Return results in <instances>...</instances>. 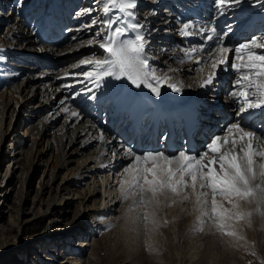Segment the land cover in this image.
Segmentation results:
<instances>
[{
  "label": "rangeland",
  "instance_id": "1",
  "mask_svg": "<svg viewBox=\"0 0 264 264\" xmlns=\"http://www.w3.org/2000/svg\"><path fill=\"white\" fill-rule=\"evenodd\" d=\"M38 1L39 6L33 13L32 6L30 5L31 0H0V102L8 103L2 121V129L7 130V135L4 137L2 145L0 144V224H3V228L0 229V240L1 233H9L11 240L20 242L15 249L11 250V257L15 259L20 257L24 262L27 261L26 264H60L66 256H72L67 264H264V225L260 231L261 233L259 232L258 234L255 228L245 219L234 223L237 237L222 235L216 230L212 222L208 221L207 217L202 216L203 210L208 208L209 205H197L195 196H192L188 201H183L181 196L173 197L172 199L175 200V203H172L171 200L166 201L162 196V198H159V206L150 205L142 208L137 206V204H132L128 207L124 218L113 211L110 213L111 215L109 214V217H106L107 215H94L92 217L86 215V213L90 212L95 213L97 207L100 205L103 207V204H112V202L114 203L115 200L121 198L127 189V185L123 187L116 185V189L109 194V188L106 187V183L108 179L110 181L113 178L111 185L114 186L121 178L124 180L129 178L127 175H123L124 177L121 175L125 167L118 173H116L117 170H113V174L111 172L110 176H106V172L99 173L97 177L89 176L90 174L86 172L85 166L94 163L93 160L89 159L91 155L89 152H93L95 146L90 147L84 155L71 156L70 152L76 145H68L69 137L64 139L63 146V150L66 152V159L60 161L61 149L58 141L61 139L60 128L65 116L63 115L57 120L47 122V119L51 115H54L53 111L58 110L57 106L54 104V109L47 108L40 115H37L35 105L39 101H27V98L35 92L37 93L40 87L38 89L36 86L32 90L30 89L31 87H28L27 90L19 93L12 90L10 85L2 78L8 72L6 64L9 62L20 63V55L26 62L29 60L28 64L37 63L35 65L37 66L35 72L46 69L51 76H57L69 64L71 65V63L77 62L85 56L79 55L76 58L61 63L54 62L59 57L60 51L70 44L71 39L66 42L62 40L66 34L71 29L85 27L87 19H81V16L85 14L81 10L85 0ZM55 1L56 3H54ZM138 1L135 13L139 19L143 18L145 13L155 12L154 14L164 18L163 21L165 20L167 24L164 29L159 31V33L164 31L165 34L162 36L157 35V41L151 40L147 48H145V52L149 55H156L157 48H163L162 54L167 52V50L168 52H173V50L168 48L167 43H171V47L178 45L177 48L179 50L188 49V47L181 49L183 45L179 44V41L175 43L174 38H167L172 37L173 34L182 36L180 29H182L183 23L177 21L176 16L171 17L169 15L171 13L170 8L167 7V2L176 7L175 2L166 0L163 2L161 0L158 6L151 7V0ZM181 1L187 2L186 0ZM90 3L87 6L97 9L93 15L97 17L96 20L101 25L103 22L101 20V11H103L101 0H91ZM109 3L108 6L111 8L109 14L113 16V20H116L119 8L113 6L111 0H109ZM43 5L45 10L50 5L52 7L58 6V16H61L58 19L59 26L54 29V33L58 36V39L56 40L55 37L50 42L55 46L53 47L51 56H49L52 59L44 57L46 55L37 51L42 42L29 43L26 39L22 38L18 39V42L15 40L13 43L12 39L6 37L8 32L18 23L19 19L24 20V29L34 28L36 30L42 22L40 7ZM14 6H21V8L17 7V9ZM26 12L28 14H22ZM31 12L32 14H30ZM165 16H168V18L165 19ZM170 18L172 19L171 25L169 23ZM88 23H91V21L88 20ZM61 29L62 31L60 32ZM150 29L149 34H153V31L157 27L151 24ZM179 40H183V37ZM95 41L99 44L102 42L101 39H96ZM7 45L11 48L13 46L27 51L14 50L16 52H13L9 49L5 50ZM34 54L36 59L33 57ZM169 54L173 55V53ZM173 58L170 59L176 64V60L174 61ZM233 62H235L234 52L229 55V63L221 66L224 70L222 69L218 73L216 80L218 86L223 87L224 83L230 87H237L236 80L232 81L235 75H237L231 68ZM204 64L203 61H201L200 65L193 62L192 70L196 72L195 74H198L199 67H206ZM162 66L165 68L167 64L160 65L161 68H163ZM185 84L190 86L188 80H186ZM41 87L44 89V86ZM70 95L69 98L72 97ZM37 97H41V95L37 93ZM42 102L44 104L43 100L40 103L42 104ZM201 102L208 101L203 100ZM237 106H239L238 99L237 104L231 106L230 109L235 112ZM48 111H50V115H46L49 114ZM238 115L241 114H238V112L232 113L229 121H235ZM77 145H81V142ZM70 159L73 161H69ZM65 161L69 162L65 163ZM46 183H49L52 188L49 190L50 187L48 186L49 192L47 191L44 195V200L40 204L38 203V199L36 201L34 199L38 195L41 184ZM63 185L64 190L61 191ZM96 187L97 192L95 193V197H92L91 192ZM98 190L101 191L98 192ZM106 190L107 192L105 193ZM187 191L190 193L191 189ZM117 192L120 193L117 199H114L113 195H116ZM107 195L109 197L104 199V196ZM49 196H56L55 198L57 199H61L62 197L63 204L65 201H69L70 203L66 206L68 208V211H65L66 213H59V228L51 230L49 236L53 233L56 236L58 234L57 230H65L67 225H69L75 228L74 234L77 237L75 236L72 239L74 241L78 238L82 239L78 231L81 227H84V224H89L90 226L92 223L98 226H96L95 232L86 233L88 245L85 247L84 255L75 256L66 239L57 240L50 237L33 241L37 238V234L41 233L46 225L51 223L49 217L45 216L47 200L51 199ZM132 197L134 196H131V198L129 196L130 200H133ZM217 199L219 200V197ZM240 204L241 208H246V201H241ZM225 206L230 207L228 205ZM153 211L155 212L157 223L145 226V223L141 219L143 213ZM34 214L43 215L44 218L37 223L33 219L27 223H23L24 219L33 217ZM79 214L81 216H78ZM189 215H191V218ZM84 218H86V221H84ZM201 220L205 221L203 225L200 223ZM201 226H203V231L198 230ZM88 228L90 230V227ZM0 247H2L1 241ZM11 257L8 256V258ZM14 258L12 259L14 260ZM0 264H3L2 259H0Z\"/></svg>",
  "mask_w": 264,
  "mask_h": 264
},
{
  "label": "bare ground",
  "instance_id": "2",
  "mask_svg": "<svg viewBox=\"0 0 264 264\" xmlns=\"http://www.w3.org/2000/svg\"><path fill=\"white\" fill-rule=\"evenodd\" d=\"M90 1L91 0L88 1L85 0L84 3L82 4L83 8L81 9L82 12H85L84 15L81 13L83 15L81 16V19L82 18H84L85 20L87 19L85 21L86 22V24L84 25L85 27L71 29L70 32L66 34V36L62 40L63 42H66L71 39L70 44L67 45L65 49L60 51L61 52L60 55L58 53L59 57L56 58L54 62L61 63L66 60L76 58L79 55H85L84 57L82 56L83 58L81 60L77 62H73L71 63V65L69 64V66L66 67V69H64L63 71L61 70V72L57 76L56 75L51 76L46 69L45 70L42 69L43 71L40 70V72H35V70L37 69V66L35 65H37V63L34 62L33 64H28L27 62H29V60L26 62L25 60H23L24 58L21 57L20 55V60H19L20 63L9 62L6 64L8 72L6 75L2 76V78L5 80L6 83L10 85L12 90L19 93L23 90H27L28 87H31L30 88L31 90L36 86L38 87V89L40 87L37 93H39L41 97H37V93L35 92L33 95L27 98V101L28 102L29 101L33 102L37 100L39 101L35 105V109H36L35 111L37 115H40V113L46 110L47 108L54 109V104L55 106H57L58 110L53 111L54 115H51L50 117L51 119L48 118V116H46V118L50 119V120L47 119V122L57 120L60 118V116L63 115L65 116L63 124L61 125L60 128L61 131L59 130L61 136V139H59L60 141H58L59 147L61 149L60 157H59L60 161L62 160L64 161L66 159L65 158L66 152L65 150H63V146H64V139H66L67 137H69V143H68L69 146L76 145V147H74V149H72V151L70 152L71 156L84 155L85 153H87V150L90 147L95 146L93 152H89L91 154L89 159L93 160L94 163L91 165L87 164L85 166L86 172L90 174L89 176L91 177L93 176L97 177L99 173L101 174V172H106V173L109 172L108 174L105 173V175L110 176L111 172L113 174V170H117L116 173H118L120 172V170L124 169V167L125 169L128 168L133 163L135 155H143L144 153L147 152H160V151L165 152V154L167 155H178L182 151L179 150L177 153H175L177 151L175 150L173 154V153H169L168 151L162 150L160 145L157 148H153L152 146H150V143H148V141L146 140H142L139 142L136 141V139H133L130 141L129 136L127 135L132 134V129H129V131H125V132L124 130L117 132L115 128V121H117L118 119H122V117L125 115H129L130 110H132L136 115H140L143 108L145 106H148L150 107L148 114L154 111L160 112L161 114L159 117V123L162 122L166 123V120L163 117V113L171 107L170 101L172 99V95H175V97L178 99H185L188 102L190 108L193 109V107L194 108L196 107L200 112L203 108H209L211 106H213V110L217 109V107H215V104L219 105V103L218 101L214 100V97L217 99L219 97V94H221V92L224 90V88L218 86L216 80L218 77V73L221 72L222 69L224 70V68L220 67L219 69H217L213 83L205 87L200 86V81L206 77L207 71H209L208 65L206 63L204 64V66H206L205 67L206 69L205 72L203 73L197 71L198 74H195L196 72L192 70L193 62H196L197 60L196 58H202L205 61H207L209 54L213 52L217 47V38L214 37L212 41H209L207 40V36L210 33L201 30L215 26L217 28V31L220 33V38L222 39L224 46L232 48L230 45H228V42L234 38L240 39L241 37H244L246 32L236 33L234 28L231 27L229 28V26L232 24L231 21L235 22L238 19L237 25L242 23V25L240 26L241 27L240 30L242 31L244 28H246L245 31H249L252 19L255 16H259L262 22L260 25L259 23H257L256 25L259 26H256L255 29H260L262 34H264V25H262L264 24V0H258L256 3L254 2L255 0H240L238 4L232 3L230 6H225L223 10H221L217 6V3L213 2V0H198L197 2L195 0H186L187 3L188 2L192 3L194 7V13L191 15L189 21L187 22L194 26L187 30L192 33V35L186 36V38L189 39L188 49L179 50L177 48L178 45H175L176 50L174 49L173 52H171L170 50H169L170 52H168L167 50V52H164L162 54L161 52L163 51V48H157L156 55H149L146 52L147 56L149 57L150 64L152 65V67H154L157 70V75H163L167 73L172 78L170 81L166 83H161L159 85L160 88L159 96L153 93L151 89L147 87L145 84H141L140 87H136L134 84L131 83V81L127 80L126 78L115 79L114 77H105L102 80H97L95 77L89 78L84 75L85 72L94 71L95 69L93 65L90 64L86 65L83 63V61L104 59L107 56V53L103 51V49L100 47V44L95 40L101 39L102 41L101 43H104L109 32L106 25H104L103 23L101 25L98 24V21L96 20L97 17L93 15L94 11L97 9L89 8L87 6L91 4ZM54 3H56V1ZM137 3H139V1L135 0V4ZM150 3H151V7H155L161 3V0H151ZM101 4L103 9L106 5L108 6L110 3L109 0H101ZM30 5L32 6V12H33L36 8H38L39 1L31 0ZM17 7L19 6H16L15 8ZM57 7L58 6L52 7V5H50L46 8V10L44 5L40 7L42 22L41 25H39L36 30L32 28L35 31H33L31 28L28 29L25 28L26 29L25 30L23 28L25 24L24 20L19 19L15 27H13L14 26L13 25L12 26L13 29L12 30L9 29L10 31L8 32L6 37H8V39H12L13 43L15 42V40L17 41L18 39H22V38L26 39L27 42L29 43L42 42V44H40V46L38 47V50L37 49L36 50L39 53H43L44 55H46L44 57H48L52 59L49 56H51V53L53 52V47L55 46L53 43L51 44L50 42L53 41L55 37L56 40L58 39V36L54 33V29L59 26L58 19L61 18V16H58L59 10ZM19 8H21V6ZM24 9L26 10V8ZM129 11H132L134 13V17H129L125 12L119 11L118 17L116 19L117 23L113 25V30L116 27H121L126 21L129 23L141 24L143 25V27L137 30H133L129 28L127 33L120 39L122 40L134 39L138 31L144 35L145 40L147 42L145 48H147L151 40L157 41L156 40L157 35L162 36L165 34L164 31L162 33H159V31L167 26L166 21L165 20L163 21L164 18H161L156 14H154L155 12L154 13L151 12L148 14L145 13L143 15V18L139 19V17L135 13V9H129ZM32 12L30 14H32ZM217 12H219L220 15L217 17V19L214 22H211L212 21L211 15L212 14L216 15ZM201 13L202 14L205 13V15L200 16ZM22 14L26 15L28 14V12ZM101 14H102L101 20L103 21L113 20V16H110L109 13L106 15L104 11H101ZM165 17H166L165 19L168 18V16ZM88 20H90L91 23H88ZM94 21H96V23H93ZM169 23L170 25L172 24L171 18ZM151 24L157 27V29L153 31L154 32L153 34H149V30H151L150 29ZM61 31L62 29L60 30V32ZM98 33L99 35H97ZM93 35L95 36L93 37ZM87 36H91V37H87ZM180 36L181 35L176 37V35H173L172 37H175L177 43L179 39L183 37V34L181 37ZM248 36H251V33H248ZM263 39L264 36L262 37V40ZM90 41L91 43H89ZM7 46L5 47V50L9 49L13 52L27 51L22 48L18 49L13 46L12 48ZM168 48L171 49L169 45ZM192 48L203 49V52L194 53L192 54L191 59H187L185 57V51L190 50ZM9 50L7 51L10 52ZM256 51L260 53H264V50H256ZM169 53H173V55ZM34 56L35 54L33 55V57ZM172 57H174L173 58L174 61L176 60V64H174L175 62L173 63L171 61L170 58ZM181 59H184L185 62L180 63ZM162 64H167V67L164 68L162 66L163 68H161L160 65ZM169 69H175L176 71H169ZM186 80H188L190 86H187L185 84ZM152 83L155 86V82L153 81ZM168 83H173V84L182 83L181 91L180 92L173 91L172 88L168 87ZM41 86H44V89ZM231 93H226L225 95V97L230 98V105H229L230 107L237 104V98H233L231 96ZM69 94L72 95L71 98H69ZM107 98L111 100L110 105L118 103L119 105H122V107L117 112L111 115L110 122L105 123L104 118L103 121H100L98 118H96L97 114L94 113L98 112L99 105L102 106L105 105V110L106 108L109 107L106 106L105 104V100ZM42 100L44 101V104L43 102L42 104L40 103ZM203 100L208 102H201ZM227 101L228 100L225 99V101H222V104ZM7 107H8V103L0 102V144L1 145L4 137H6L7 135V130L5 131L2 129L4 111L6 110ZM231 110L232 109H230L229 111ZM173 112L175 115H177L179 113V110H174ZM48 113L49 114L46 115H50V111H48ZM227 117L228 114H226V118ZM113 119H115V121H113ZM138 121L139 119L136 120V123H138ZM235 122H240L242 126L246 128V130L256 131L259 136L264 137V108L250 110L249 113L238 115L235 121H228L222 128H220L218 134L224 135L226 133L227 126ZM148 126L150 125L148 123H145L142 125V129H146L148 128ZM79 142H81V145H77ZM129 149L131 150V154H129ZM201 149L202 150H200V153L198 154H194V153H189V154L199 156L208 150L207 147L205 146L202 147ZM72 159H70L69 161L75 160ZM69 161H65V163H68ZM260 162H261V158L258 157L257 163ZM124 172L125 170H123L121 175L128 176V173L126 172L124 173ZM112 180L110 179L109 181L108 179L106 183V187L109 188L108 189V191L110 192L109 194H111L116 189L115 188L116 185L122 187V181L124 179L121 178L120 181L118 180V182L114 186L111 185ZM257 183H259V181H257ZM48 186L50 187V189L48 188ZM51 188L52 186L49 183L41 184V187L39 188L38 191V195L35 197L34 201L38 199V203L41 204V202L44 200L45 197L44 195L47 193V191L49 192ZM62 190H64V185L61 188V191ZM99 191L101 190H98V192ZM96 192H97V187L94 188L93 192H91L92 197H95ZM106 192L107 190L105 191V193ZM119 193L120 192H117L116 195L114 194L113 198L117 199ZM55 197L49 196V198L51 199L47 200V206L45 207L46 208L45 216L49 217L51 223L49 225L47 224L45 229L42 231L43 233L41 232L42 234L41 233L37 234V238H35L33 241H39L40 239L50 238V237L51 239H57V240L66 239L68 240V244H70V248L75 256L84 255L86 249L85 247H87L86 245H88V243L86 242V238H87L86 233L88 232L91 233L92 231L95 232L97 225H94L92 223L90 224V226L89 224L88 225L84 224V227H81V229L78 231L82 239L78 238L74 241H69L70 240L69 238L71 239L75 238L76 236L74 234L75 228L70 227L69 225H67V228L65 230L64 229L62 231L57 230L56 232L58 234L56 236L54 235V233L51 236H49L50 235L49 232H51V230L59 228L58 225L60 224L59 213H66L68 211V208H66V206L70 204L69 201H65V203L63 204L62 197L61 199H57ZM108 197L109 195L104 196V199H107ZM130 198L128 197L127 199H125V192H124L119 200H115V202L114 203L112 202V204H107V205L103 204L102 205L103 207H101L100 205L97 207L95 213L90 212L88 214L86 213V215H90L91 217L94 215H101V216L107 215L106 217H109L111 215L110 213H112L113 211L115 213L120 214L121 217L124 218L128 207H130V205L132 204H136L137 197L136 196L132 197L133 200H130ZM160 198H162V196ZM262 207H264V201H259L258 198H254L251 202L246 201V208L240 209L243 212L252 213V216L250 217V222L249 219L246 220L255 228L258 234L263 229L262 226L264 225V215H260V211H259ZM60 210H62V212H60ZM81 214H79L78 216H81ZM189 216L191 218V215ZM43 218H44L43 215L34 214L33 217L24 219L23 223H27L31 219H33L34 222L37 223L39 221H42ZM85 219L86 218H84V221H86ZM88 227H90V230ZM2 228H3V224H0V229ZM1 235L2 236L0 241L2 243V247H0V259H2L3 264H26L27 261L24 262L23 259H21L20 257H17L15 259L14 257H11L10 254L11 250L15 249L20 242L13 239L11 240V236L9 233H3V234L1 233ZM76 246L78 248H76ZM8 256H10L11 258H8ZM12 258H14V260ZM71 258L72 256H67V258L63 259L64 261L63 262L61 261L60 264H67Z\"/></svg>",
  "mask_w": 264,
  "mask_h": 264
},
{
  "label": "snow or ice",
  "instance_id": "3",
  "mask_svg": "<svg viewBox=\"0 0 264 264\" xmlns=\"http://www.w3.org/2000/svg\"><path fill=\"white\" fill-rule=\"evenodd\" d=\"M239 2L240 0H216L221 10ZM111 4L127 16L134 17V13L129 9H135V0H111ZM103 11L107 15L111 8L106 5ZM102 23L109 30L105 42L100 44L107 56L104 59L83 61L86 65H93L95 69L85 72L84 75L95 77L97 80L105 77L126 78L136 87L145 84L159 96V85L172 78L167 73L157 75V70L152 67L145 52L147 42L144 35L137 31L134 39H120L129 28L137 30L143 25L126 21L121 27L113 30L117 20H106ZM192 27L194 26L185 23L182 34L192 35L187 31ZM201 31L210 33L207 36L209 41L216 37L217 47L205 61L209 71L200 81V86L211 85L216 70L228 64L229 55L234 52L235 62L231 64V68L237 73L235 83L238 90L233 91L231 96L238 99V114L264 108V53L256 51L264 50V40L253 38L232 49L224 46L215 26ZM197 52L202 53L203 49L186 50L185 57L191 59L192 54ZM184 62V59L180 60V63ZM196 64L200 65L201 61L197 59ZM198 71L203 73L205 68L201 66ZM168 87L180 92L182 83H168ZM207 149L199 156L183 151L178 155H167L163 151L135 155L133 163L125 169L129 178L122 181V187L127 185L125 199L136 196L137 206L143 208L150 205L159 206L161 196L166 201L175 203L173 197L181 196L183 201H188L194 195L197 205H209L203 210L202 216L207 217L218 232L237 237L234 223L245 219L250 222L252 216L251 212L240 210V202H251L254 198L264 201V137L259 136L256 131L246 130L240 122H235L227 126L224 135L215 136L207 145ZM258 157L261 158L260 163H257ZM189 189L190 193L187 191ZM259 211L260 215H264V207ZM141 219L145 226L157 223L154 211L143 213ZM200 223L203 225L205 221L201 220ZM198 230L203 231V226Z\"/></svg>",
  "mask_w": 264,
  "mask_h": 264
}]
</instances>
